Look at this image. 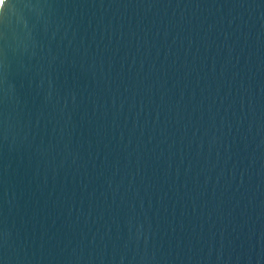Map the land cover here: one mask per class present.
Masks as SVG:
<instances>
[{
  "label": "water",
  "instance_id": "95a60500",
  "mask_svg": "<svg viewBox=\"0 0 264 264\" xmlns=\"http://www.w3.org/2000/svg\"><path fill=\"white\" fill-rule=\"evenodd\" d=\"M0 264H264V0H1Z\"/></svg>",
  "mask_w": 264,
  "mask_h": 264
},
{
  "label": "bare ground",
  "instance_id": "6f19581e",
  "mask_svg": "<svg viewBox=\"0 0 264 264\" xmlns=\"http://www.w3.org/2000/svg\"><path fill=\"white\" fill-rule=\"evenodd\" d=\"M0 4H1V0H0Z\"/></svg>",
  "mask_w": 264,
  "mask_h": 264
}]
</instances>
